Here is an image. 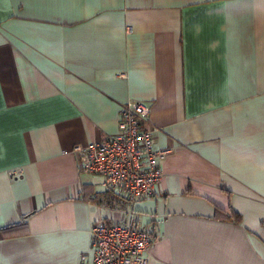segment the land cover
<instances>
[{"label":"crops","instance_id":"0c3cea01","mask_svg":"<svg viewBox=\"0 0 264 264\" xmlns=\"http://www.w3.org/2000/svg\"><path fill=\"white\" fill-rule=\"evenodd\" d=\"M130 100L168 151L134 205L64 154ZM100 218L148 264H264V0H0V264H93Z\"/></svg>","mask_w":264,"mask_h":264},{"label":"built area","instance_id":"2783aa9c","mask_svg":"<svg viewBox=\"0 0 264 264\" xmlns=\"http://www.w3.org/2000/svg\"><path fill=\"white\" fill-rule=\"evenodd\" d=\"M125 77V74H121ZM152 108L130 100L121 108L119 132L101 142L76 145L65 155H81L83 171L102 176L109 193L134 205L153 198L164 177L167 150H156L153 132L146 126ZM19 178L21 170L10 173ZM93 264H148L153 235L132 223L121 225L98 219L92 226ZM87 264V255L81 258Z\"/></svg>","mask_w":264,"mask_h":264},{"label":"trees","instance_id":"16d2710c","mask_svg":"<svg viewBox=\"0 0 264 264\" xmlns=\"http://www.w3.org/2000/svg\"><path fill=\"white\" fill-rule=\"evenodd\" d=\"M225 212H224V210H220V209H218L217 210V215H222L223 216V218H227V217H229L230 219H234L235 220V222L236 223H240L241 221H242V215L241 214H239V213H235V214H229L228 216H227V214H224ZM25 224H22V223H20V224H13V225H10V226H8V227H6L5 229H4V236H12V235H15L17 232H15V229H19L20 227H23Z\"/></svg>","mask_w":264,"mask_h":264}]
</instances>
